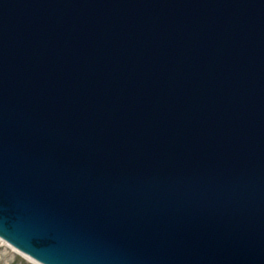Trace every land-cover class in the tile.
<instances>
[{
    "label": "water",
    "instance_id": "1",
    "mask_svg": "<svg viewBox=\"0 0 264 264\" xmlns=\"http://www.w3.org/2000/svg\"><path fill=\"white\" fill-rule=\"evenodd\" d=\"M0 239L264 264V0H0Z\"/></svg>",
    "mask_w": 264,
    "mask_h": 264
},
{
    "label": "rangeland",
    "instance_id": "2",
    "mask_svg": "<svg viewBox=\"0 0 264 264\" xmlns=\"http://www.w3.org/2000/svg\"><path fill=\"white\" fill-rule=\"evenodd\" d=\"M0 240V264H38ZM16 250V251H15Z\"/></svg>",
    "mask_w": 264,
    "mask_h": 264
},
{
    "label": "bare ground",
    "instance_id": "3",
    "mask_svg": "<svg viewBox=\"0 0 264 264\" xmlns=\"http://www.w3.org/2000/svg\"><path fill=\"white\" fill-rule=\"evenodd\" d=\"M0 240H1V239H0ZM8 246H9V245H8ZM13 249H14V248H13ZM13 249H12V250H13ZM15 251H16V250H15ZM20 255H23V254H20ZM24 256H25V255H24ZM26 257H27V256H25V258H26ZM27 258H28V257H27ZM29 259H30V258H29ZM30 261L33 262V260H31V259H30ZM34 263H35V262H34Z\"/></svg>",
    "mask_w": 264,
    "mask_h": 264
}]
</instances>
